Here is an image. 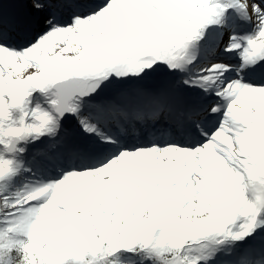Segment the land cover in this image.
Segmentation results:
<instances>
[{"label":"snow or ice","instance_id":"1","mask_svg":"<svg viewBox=\"0 0 264 264\" xmlns=\"http://www.w3.org/2000/svg\"><path fill=\"white\" fill-rule=\"evenodd\" d=\"M0 264H264V0H0Z\"/></svg>","mask_w":264,"mask_h":264},{"label":"rangeland","instance_id":"2","mask_svg":"<svg viewBox=\"0 0 264 264\" xmlns=\"http://www.w3.org/2000/svg\"><path fill=\"white\" fill-rule=\"evenodd\" d=\"M25 71H27L26 68H25V69H21V70H20V73L23 74ZM239 106H240V105L238 104L237 107H239Z\"/></svg>","mask_w":264,"mask_h":264},{"label":"bare ground","instance_id":"3","mask_svg":"<svg viewBox=\"0 0 264 264\" xmlns=\"http://www.w3.org/2000/svg\"><path fill=\"white\" fill-rule=\"evenodd\" d=\"M214 151H215V149H214ZM15 181H16V180H15ZM17 182H20V183H21V182H22V178H18V180L16 181V183H17ZM10 188H12V187H10Z\"/></svg>","mask_w":264,"mask_h":264}]
</instances>
